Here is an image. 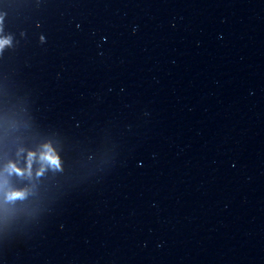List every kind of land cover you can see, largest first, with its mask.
<instances>
[{"label": "water", "instance_id": "water-1", "mask_svg": "<svg viewBox=\"0 0 264 264\" xmlns=\"http://www.w3.org/2000/svg\"><path fill=\"white\" fill-rule=\"evenodd\" d=\"M0 40V264H264V0H0Z\"/></svg>", "mask_w": 264, "mask_h": 264}, {"label": "clouds", "instance_id": "clouds-1", "mask_svg": "<svg viewBox=\"0 0 264 264\" xmlns=\"http://www.w3.org/2000/svg\"><path fill=\"white\" fill-rule=\"evenodd\" d=\"M8 43H9L8 40H0V50H2L4 45ZM44 158L47 159L50 163H53V164L57 163V160L50 155L45 156Z\"/></svg>", "mask_w": 264, "mask_h": 264}]
</instances>
